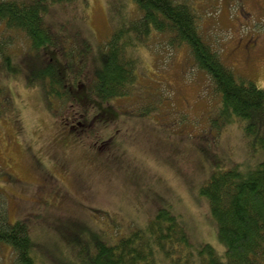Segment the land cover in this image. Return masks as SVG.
Returning a JSON list of instances; mask_svg holds the SVG:
<instances>
[{"label":"rangeland","instance_id":"374dc122","mask_svg":"<svg viewBox=\"0 0 264 264\" xmlns=\"http://www.w3.org/2000/svg\"><path fill=\"white\" fill-rule=\"evenodd\" d=\"M24 1L48 7L44 19L66 47L72 67L64 74L76 85L101 68L114 34L135 45L125 48L134 58L126 94L103 103L86 97L91 83L76 88L89 104L84 115L0 71V211L9 222L26 221L36 264L79 262L94 230L116 240L145 226L160 207L180 215L195 248L209 243L222 254L200 188L215 170L247 171L263 161L264 126L246 135L247 120L224 115L188 46L172 45L168 32H136L132 23L140 25L141 12L133 0ZM178 1L191 8L201 37L222 62L264 89V0ZM34 55L26 52L28 61ZM93 115L105 122L78 132ZM0 264H18L5 242Z\"/></svg>","mask_w":264,"mask_h":264},{"label":"trees","instance_id":"16d2710c","mask_svg":"<svg viewBox=\"0 0 264 264\" xmlns=\"http://www.w3.org/2000/svg\"><path fill=\"white\" fill-rule=\"evenodd\" d=\"M133 1L141 12L138 20L141 26L132 23L137 28L136 32L141 30L148 34L151 28L168 32L172 45L188 46L195 66L210 76L224 115L247 120L243 127L246 135L252 133L256 126H264V89L237 75L222 62L201 37L196 16L188 4L178 0ZM47 10V6L34 2L0 0V71L22 81L27 87H39L45 97L64 103L69 101L83 115L89 104L86 98L77 96L79 91L76 88L86 87L85 83H91L86 97L97 98L103 103L126 94L128 83L133 78L134 58L127 54L125 48L127 44L135 46L134 39L117 42L114 34L106 42L107 52L101 68L93 71L90 81L85 82L86 78L76 85L64 74L65 68L72 67V63L67 58L66 47L57 43L46 24L43 13ZM15 40L18 44L13 45ZM58 47L62 50L60 58L55 57ZM30 50L35 52L32 61L26 57ZM108 115L109 111L105 116ZM101 120L104 123L105 117L102 116ZM260 141L264 147V131ZM200 192L207 197L211 215L217 223L219 240L225 246L222 254L209 243L195 248L180 215L170 208L160 207L145 226L132 228L116 240H106L103 231L94 230L80 249L84 259L79 262L55 259L54 263L264 264V160L247 171L236 166L215 170L201 186ZM0 242L12 246L18 264H36V243L24 219L9 222L6 213L0 211Z\"/></svg>","mask_w":264,"mask_h":264},{"label":"flooded vegetation","instance_id":"af4514ba","mask_svg":"<svg viewBox=\"0 0 264 264\" xmlns=\"http://www.w3.org/2000/svg\"><path fill=\"white\" fill-rule=\"evenodd\" d=\"M100 115H104V113H102V114H100ZM99 119L101 120V118H99L98 115H93V118L89 119V120L87 121V123L84 124V126H79L80 129H78V132H79L80 130H81V131L84 130L85 127H88V126H89V124H93L95 121H98ZM77 125H79L78 122H77ZM77 125H76V123H75L74 125H72L73 127H70V130H71V129L74 130L75 127H76ZM75 132H77V131H75Z\"/></svg>","mask_w":264,"mask_h":264}]
</instances>
